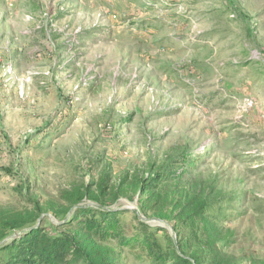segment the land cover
<instances>
[{"label": "rangeland", "instance_id": "obj_1", "mask_svg": "<svg viewBox=\"0 0 264 264\" xmlns=\"http://www.w3.org/2000/svg\"><path fill=\"white\" fill-rule=\"evenodd\" d=\"M146 1L0 0V264L81 206L117 264H264V0Z\"/></svg>", "mask_w": 264, "mask_h": 264}, {"label": "trees", "instance_id": "obj_2", "mask_svg": "<svg viewBox=\"0 0 264 264\" xmlns=\"http://www.w3.org/2000/svg\"><path fill=\"white\" fill-rule=\"evenodd\" d=\"M159 177L155 176L158 183L164 180ZM120 212L81 206L76 216L62 222L59 229L49 231L33 226L1 247L11 255L3 264H117L116 250L106 244L110 238L122 245L138 242L141 237L143 241L149 240L145 230L129 236L118 218ZM153 255L163 262L171 260L172 264H199L177 251Z\"/></svg>", "mask_w": 264, "mask_h": 264}, {"label": "built area", "instance_id": "obj_3", "mask_svg": "<svg viewBox=\"0 0 264 264\" xmlns=\"http://www.w3.org/2000/svg\"><path fill=\"white\" fill-rule=\"evenodd\" d=\"M153 0H150L149 2L151 3ZM5 61L4 55L2 54V52H0V65L3 64Z\"/></svg>", "mask_w": 264, "mask_h": 264}, {"label": "crops", "instance_id": "obj_4", "mask_svg": "<svg viewBox=\"0 0 264 264\" xmlns=\"http://www.w3.org/2000/svg\"><path fill=\"white\" fill-rule=\"evenodd\" d=\"M149 1H150V0H147L146 2H147V3H150ZM153 2H154V0H153L150 4H153ZM155 2H156V1H155Z\"/></svg>", "mask_w": 264, "mask_h": 264}]
</instances>
